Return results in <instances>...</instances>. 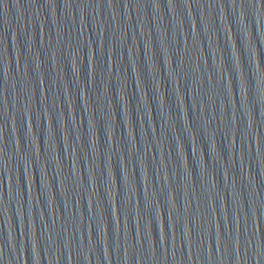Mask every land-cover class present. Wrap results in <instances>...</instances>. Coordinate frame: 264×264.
<instances>
[{"label":"water","instance_id":"obj_1","mask_svg":"<svg viewBox=\"0 0 264 264\" xmlns=\"http://www.w3.org/2000/svg\"><path fill=\"white\" fill-rule=\"evenodd\" d=\"M0 264H264V0H0Z\"/></svg>","mask_w":264,"mask_h":264},{"label":"snow or ice","instance_id":"obj_2","mask_svg":"<svg viewBox=\"0 0 264 264\" xmlns=\"http://www.w3.org/2000/svg\"><path fill=\"white\" fill-rule=\"evenodd\" d=\"M170 2H171V0H170Z\"/></svg>","mask_w":264,"mask_h":264}]
</instances>
